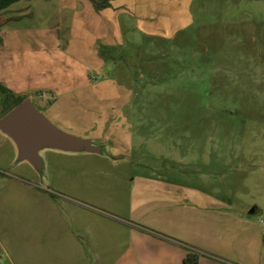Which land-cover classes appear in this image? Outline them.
Here are the masks:
<instances>
[{"label": "rangeland", "instance_id": "374dc122", "mask_svg": "<svg viewBox=\"0 0 264 264\" xmlns=\"http://www.w3.org/2000/svg\"><path fill=\"white\" fill-rule=\"evenodd\" d=\"M74 1L12 3L0 12V44L25 37L87 56L91 43L87 75L66 58L55 79L91 80V106L110 105L111 122L140 143L118 159L45 150L39 174L15 164L0 133V264H97L72 241L87 224L81 217L129 237L137 226L161 233L133 217L138 177L199 187L264 229V0ZM19 95L43 112L55 100L42 90ZM59 124L92 137L87 126ZM171 252L148 245L131 264H173Z\"/></svg>", "mask_w": 264, "mask_h": 264}, {"label": "crops", "instance_id": "0c3cea01", "mask_svg": "<svg viewBox=\"0 0 264 264\" xmlns=\"http://www.w3.org/2000/svg\"><path fill=\"white\" fill-rule=\"evenodd\" d=\"M21 41L10 46L5 38L0 44V81L17 95L39 90L53 94L54 102L41 108L55 124L61 128L59 122L87 126L82 130L91 132L89 138L104 145L112 159L131 155L140 140L122 134L119 124L111 122L113 108L103 103L95 108L102 113H94L91 102L99 98L97 85L89 79L68 84L55 79V74L66 73L55 65L60 59L68 58L81 71L82 62L95 59L92 44L83 56L73 48L57 50L56 44L51 49L47 41L45 47L33 39L29 42L24 37ZM87 69L82 71L84 76ZM136 181L140 186L132 198L133 217L161 233L137 226L131 241L123 231L98 224L96 216L81 217L78 220L87 222L84 229L79 235L70 233L80 254H95L97 264H131V254H140L153 245L164 254L173 251V264H184L186 247L201 253L196 264H264V229L244 213L232 211L224 199L161 175L138 177Z\"/></svg>", "mask_w": 264, "mask_h": 264}, {"label": "water", "instance_id": "95a60500", "mask_svg": "<svg viewBox=\"0 0 264 264\" xmlns=\"http://www.w3.org/2000/svg\"><path fill=\"white\" fill-rule=\"evenodd\" d=\"M0 133L14 144L15 164L26 162L39 174L44 173L42 153L45 150L108 155L104 145L55 124L45 112L37 108L30 96L0 117ZM253 212L254 207L249 213Z\"/></svg>", "mask_w": 264, "mask_h": 264}, {"label": "trees", "instance_id": "16d2710c", "mask_svg": "<svg viewBox=\"0 0 264 264\" xmlns=\"http://www.w3.org/2000/svg\"><path fill=\"white\" fill-rule=\"evenodd\" d=\"M18 0H0V12L7 9L12 3ZM105 6V5H102ZM0 95L2 96L3 114L7 113L12 107L20 103L25 97L13 93L3 82L0 81ZM1 116V117H2ZM201 257V253L189 248L184 259V264H196Z\"/></svg>", "mask_w": 264, "mask_h": 264}, {"label": "built area", "instance_id": "2783aa9c", "mask_svg": "<svg viewBox=\"0 0 264 264\" xmlns=\"http://www.w3.org/2000/svg\"><path fill=\"white\" fill-rule=\"evenodd\" d=\"M262 221V220H261Z\"/></svg>", "mask_w": 264, "mask_h": 264}]
</instances>
